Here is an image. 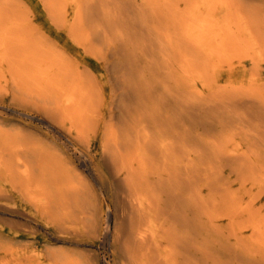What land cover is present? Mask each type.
Wrapping results in <instances>:
<instances>
[{"label":"bare ground","instance_id":"1","mask_svg":"<svg viewBox=\"0 0 264 264\" xmlns=\"http://www.w3.org/2000/svg\"><path fill=\"white\" fill-rule=\"evenodd\" d=\"M237 1L72 0L69 36L105 63L102 82L52 60L0 0V70L7 65L22 99L33 96L83 157L94 159L84 147L101 129L108 136L107 171L94 173L115 199L111 235L124 248L122 264H264V218L252 208L256 198L245 201L264 191V78L243 71L245 81H234L235 64L264 63V15ZM48 5L65 27L60 7ZM68 171L58 151L33 135L0 129V185H10L0 186V212L24 214L18 204L6 209L17 195L31 219L49 217L63 235L79 234L67 226L77 221L96 229L99 196ZM13 251L0 242V264L16 260ZM61 261L52 255L51 264Z\"/></svg>","mask_w":264,"mask_h":264},{"label":"rangeland","instance_id":"2","mask_svg":"<svg viewBox=\"0 0 264 264\" xmlns=\"http://www.w3.org/2000/svg\"><path fill=\"white\" fill-rule=\"evenodd\" d=\"M50 1L53 0H4V3H2L5 5V14L15 16L19 20L20 27H23L22 29L30 30L35 42L40 41L43 45L47 44L46 46L51 50L49 57L52 60H56L57 62L61 61V63L63 62L68 66H76L81 70L88 69L99 81L107 82L108 74L104 67L105 63L87 54L81 47L75 45L69 36L68 30L75 18L72 0H54L55 6L61 8V10L60 8L58 9L60 14H65L67 17L65 27L63 28L57 26L52 19L48 8ZM237 2L241 4L239 6L242 7L244 11L249 12L250 10H255L260 15H264V0H238ZM221 15L220 17H225L226 15L225 6ZM62 24L64 23L62 22ZM246 59L248 58H243V60ZM248 61V63H244L245 65L235 64V67H238V74L235 75L234 79L235 83L242 81V79L245 81L246 77L242 78L243 71L252 73L259 70L261 76L264 78V63L258 68L252 59ZM222 65L225 66L222 71L227 70V64ZM1 70L3 74L1 75L0 73V81L2 80L0 82V129L5 131L8 130L10 133H29L33 135L35 139L57 150L63 164L69 170L68 172H74L75 178L78 177L84 183L90 184L101 201L100 221L96 229L91 228L86 221H82L81 223L77 221L68 223L67 226L79 229V234L68 232L63 235L55 230L52 219L44 216L31 219L29 214H27L30 208H28L26 204L19 202L17 195L11 197L10 200L6 201V205H8L6 209H9V206L18 204V207L25 210V212L24 214L9 212L8 210H2V212H0V242L4 244L5 247L9 248L11 253L14 250L13 253L16 257V260H11L9 264H51L53 254L62 258V261L59 262L60 264H122L125 260L124 248L120 243L114 242L111 235V233L115 231V220L113 215L115 206L113 200L115 199H112L108 193L101 190L99 178L94 173V168L107 171L105 165L101 162L102 144L104 140L108 138L107 134L101 129L96 136L94 135L92 137L90 147L88 148L86 145L84 149L87 148L86 152L94 156V159L90 160L89 157L86 158L85 156L84 158L81 152L76 149V145L71 143L67 131L57 123L58 121L53 120L50 116L43 111H39L34 106L33 96L31 97L28 94H24L25 98L22 99L18 92L20 84H17L18 82L15 77L8 71L7 65L1 68ZM226 84L227 82L224 78L218 85L225 86ZM30 86V83L27 84V87ZM109 93L110 90L106 87V95L108 96ZM79 149L81 150V147H79ZM90 162L92 164H90ZM1 184L0 186L10 188L9 183L1 181ZM236 189L237 187L233 190ZM251 198L257 199L255 205L252 207L253 210L264 218V191L260 192L254 189L251 193L245 194L246 203L250 202V200H252ZM27 208L28 210H26ZM36 210L37 209L32 211L33 216H39ZM109 214H111V217L110 225L108 226L107 219ZM243 219H246V217ZM27 222H31L32 224ZM222 224L223 227H226V230H228L227 227L230 226L229 221L225 220ZM28 229L29 231H27ZM251 235L252 232H246L243 237L245 240H249L251 239ZM105 239L109 243H107ZM24 255L39 258L26 262L22 260Z\"/></svg>","mask_w":264,"mask_h":264}]
</instances>
